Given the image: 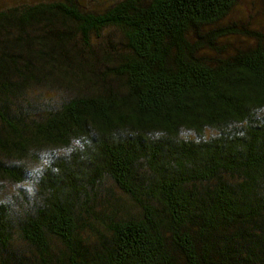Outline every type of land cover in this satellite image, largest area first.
<instances>
[{
	"label": "trees",
	"instance_id": "16d2710c",
	"mask_svg": "<svg viewBox=\"0 0 264 264\" xmlns=\"http://www.w3.org/2000/svg\"><path fill=\"white\" fill-rule=\"evenodd\" d=\"M246 2L0 0V264H264Z\"/></svg>",
	"mask_w": 264,
	"mask_h": 264
},
{
	"label": "rangeland",
	"instance_id": "374dc122",
	"mask_svg": "<svg viewBox=\"0 0 264 264\" xmlns=\"http://www.w3.org/2000/svg\"><path fill=\"white\" fill-rule=\"evenodd\" d=\"M104 1L106 0H81V2L87 7V8H91V7H99ZM249 0H247V2L245 3L247 6L253 7V8H247L252 10L251 12H249V14H253V23H259L261 22L260 19V15L256 12H254V10L257 8L256 3L255 5H251L249 2ZM257 1V0H256ZM237 11H239V7L236 8Z\"/></svg>",
	"mask_w": 264,
	"mask_h": 264
}]
</instances>
